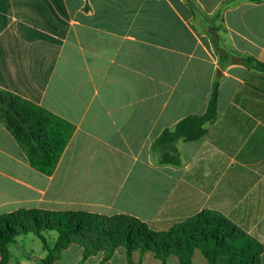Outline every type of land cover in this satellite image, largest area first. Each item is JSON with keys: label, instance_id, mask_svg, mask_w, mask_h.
Returning a JSON list of instances; mask_svg holds the SVG:
<instances>
[{"label": "crops", "instance_id": "1", "mask_svg": "<svg viewBox=\"0 0 264 264\" xmlns=\"http://www.w3.org/2000/svg\"><path fill=\"white\" fill-rule=\"evenodd\" d=\"M244 57L264 63V0H0V89L74 127L47 175L0 122V213L126 214L166 230L215 210L264 264V70ZM215 76L216 118L177 140L179 164L160 162L154 141L205 111ZM10 245L8 264H42ZM82 252L69 244L53 264H129L123 248ZM131 260L161 264L150 251ZM192 264H206L198 249Z\"/></svg>", "mask_w": 264, "mask_h": 264}, {"label": "trees", "instance_id": "2", "mask_svg": "<svg viewBox=\"0 0 264 264\" xmlns=\"http://www.w3.org/2000/svg\"><path fill=\"white\" fill-rule=\"evenodd\" d=\"M242 59L264 70V63L254 57ZM217 88L215 76L205 111L183 117L154 141L152 149L161 150L160 162L179 164L177 140H195L205 133L206 125L217 115ZM0 122L22 149L29 165L47 175L54 171L74 129L69 121L3 89ZM50 232L55 234L52 245L45 237ZM27 233L35 234L46 250L42 264H53L72 243L82 247V258L103 252L106 260L117 248H123L129 264H140L131 260L137 250L152 252L161 264H167L169 255H174L179 264H192L195 249L204 256L206 264H260L262 251L256 240L215 210H201L166 230H155L126 214L20 208L0 213V264H8L9 245Z\"/></svg>", "mask_w": 264, "mask_h": 264}, {"label": "rangeland", "instance_id": "3", "mask_svg": "<svg viewBox=\"0 0 264 264\" xmlns=\"http://www.w3.org/2000/svg\"><path fill=\"white\" fill-rule=\"evenodd\" d=\"M48 239L52 241L53 232L46 234ZM16 245H10V250L13 256H19L26 252L38 256H45L46 251L43 249L41 240L33 233L22 234L16 237Z\"/></svg>", "mask_w": 264, "mask_h": 264}, {"label": "water", "instance_id": "4", "mask_svg": "<svg viewBox=\"0 0 264 264\" xmlns=\"http://www.w3.org/2000/svg\"><path fill=\"white\" fill-rule=\"evenodd\" d=\"M38 258H36V260H37Z\"/></svg>", "mask_w": 264, "mask_h": 264}]
</instances>
